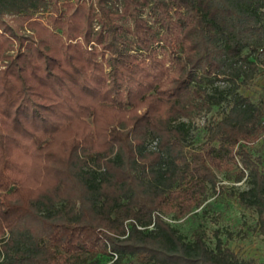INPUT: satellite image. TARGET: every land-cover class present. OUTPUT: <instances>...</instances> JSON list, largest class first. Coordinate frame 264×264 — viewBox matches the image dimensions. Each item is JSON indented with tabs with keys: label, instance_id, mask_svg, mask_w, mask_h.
Wrapping results in <instances>:
<instances>
[{
	"label": "trees",
	"instance_id": "16d2710c",
	"mask_svg": "<svg viewBox=\"0 0 264 264\" xmlns=\"http://www.w3.org/2000/svg\"><path fill=\"white\" fill-rule=\"evenodd\" d=\"M262 53L264 0H0V264H264L167 219L226 170L264 240Z\"/></svg>",
	"mask_w": 264,
	"mask_h": 264
},
{
	"label": "rangeland",
	"instance_id": "374dc122",
	"mask_svg": "<svg viewBox=\"0 0 264 264\" xmlns=\"http://www.w3.org/2000/svg\"><path fill=\"white\" fill-rule=\"evenodd\" d=\"M144 15H147L144 12ZM23 31H28L27 25L24 22L20 27ZM248 48V47H245ZM11 52L12 49L7 50ZM257 70L245 83H242L238 90L243 92L254 100L258 99L264 93V58L263 53L254 57ZM210 88L214 86L224 87L230 86L232 83L221 78H213L212 82H207ZM210 113H202L199 116L192 118L191 133L194 141L190 138L187 145L198 144L203 139L205 125L207 124ZM152 144V143H151ZM150 145V144H149ZM258 145V144H257ZM190 147V146H189ZM226 170H218L217 177L222 184H225V190L215 193L210 191L206 199L204 207L207 206V212L203 213L200 210V215L190 217L189 215L179 219H173L169 216L167 219L174 224L185 235L191 232L197 222H204L203 225L207 229V238L209 244L213 245L215 235L212 230L219 227L221 230V238L226 245L239 254H253L264 259V240L257 234L253 228L256 219V214L251 209L239 206L236 201L229 195V192L235 187L243 188L245 183L232 182L225 176ZM199 209V208H198ZM202 213V214H201Z\"/></svg>",
	"mask_w": 264,
	"mask_h": 264
}]
</instances>
